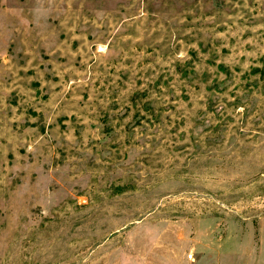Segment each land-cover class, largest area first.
<instances>
[{
  "label": "rangeland",
  "instance_id": "374dc122",
  "mask_svg": "<svg viewBox=\"0 0 264 264\" xmlns=\"http://www.w3.org/2000/svg\"><path fill=\"white\" fill-rule=\"evenodd\" d=\"M262 223L264 0H0V264H206Z\"/></svg>",
  "mask_w": 264,
  "mask_h": 264
},
{
  "label": "crops",
  "instance_id": "0c3cea01",
  "mask_svg": "<svg viewBox=\"0 0 264 264\" xmlns=\"http://www.w3.org/2000/svg\"><path fill=\"white\" fill-rule=\"evenodd\" d=\"M261 225L260 235L264 233V223ZM255 236L244 239L239 235L206 238V264H229L228 261L235 259L238 264H264V237Z\"/></svg>",
  "mask_w": 264,
  "mask_h": 264
},
{
  "label": "built area",
  "instance_id": "2783aa9c",
  "mask_svg": "<svg viewBox=\"0 0 264 264\" xmlns=\"http://www.w3.org/2000/svg\"><path fill=\"white\" fill-rule=\"evenodd\" d=\"M192 257V255H189V258H191Z\"/></svg>",
  "mask_w": 264,
  "mask_h": 264
}]
</instances>
